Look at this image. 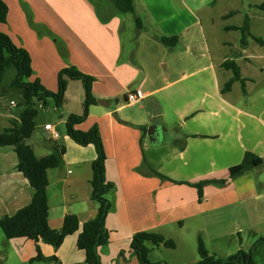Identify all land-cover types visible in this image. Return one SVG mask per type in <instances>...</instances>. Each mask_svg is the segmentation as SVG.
<instances>
[{
  "label": "crops",
  "instance_id": "1",
  "mask_svg": "<svg viewBox=\"0 0 264 264\" xmlns=\"http://www.w3.org/2000/svg\"><path fill=\"white\" fill-rule=\"evenodd\" d=\"M3 1L9 13L0 32L29 52L34 70L30 81L39 79L49 91H57L47 63H38L40 73L35 66V56L45 59L46 48L53 49L47 34L65 43L66 55L74 54L64 68L75 66L95 79L97 103L77 129H99L107 155L106 178L115 186L110 196L114 209L106 220L109 243L98 249L103 264H140L130 247L138 232L158 233L176 242L175 249H153L151 262L182 264L185 255L180 252L179 257L169 258L167 250L185 247L182 231L187 228L193 258L194 246L198 253L199 235L211 226L212 211H245L252 222L264 224V45L249 38L243 46L241 33L228 29L243 26L248 15L251 34L264 41V11L257 5L249 6L255 14L263 12L256 23L246 14L242 24H236L239 11L235 8L214 14L227 0L208 4L201 0H134L135 15L118 12L110 0H76L77 7L71 12L56 9L57 0ZM23 1L31 16L23 14ZM175 36L179 38L175 47L160 41ZM226 61L239 66L246 92L236 81L223 93L233 78L232 71L223 66ZM136 90L145 93V100L128 105L127 94ZM84 99L85 91L74 101L81 109L67 110V114L65 101L61 114L65 130L57 125L46 130L51 124L36 118V130L28 141L39 158L55 147L66 148L62 164L47 174L49 224L56 230L62 228L67 215H76L82 226L98 211L91 185L96 150L76 144L66 132L68 116L83 113ZM147 100L159 104L158 122L164 132L173 129L169 146L161 142L164 134L155 123L152 102L147 105ZM20 114L0 115V120L8 118L10 126L5 130L19 121ZM171 119L173 125L169 126ZM246 152L262 158L263 164L224 188L205 186L202 202L195 187L183 184L228 177L229 169L239 165ZM10 154L16 153L0 152V218L29 205L34 195L29 181L17 170L18 159L9 164ZM79 233L68 236L58 249L39 243L44 257L56 259L31 264H86L85 253L77 247ZM4 245L23 264L37 255L35 242L26 238L6 239ZM156 252L159 256L152 260Z\"/></svg>",
  "mask_w": 264,
  "mask_h": 264
},
{
  "label": "trees",
  "instance_id": "2",
  "mask_svg": "<svg viewBox=\"0 0 264 264\" xmlns=\"http://www.w3.org/2000/svg\"><path fill=\"white\" fill-rule=\"evenodd\" d=\"M110 1L114 8L122 14H136L134 0ZM256 8L264 11V2L257 5ZM8 13L7 4L0 0V25L7 22ZM136 24L138 29L142 28L141 20L138 17H136ZM228 29L241 33L243 46L247 45L249 38L264 45L262 39L256 38L251 34V19L248 15L245 16L243 26L230 27ZM160 41L165 46L175 47L179 38L177 36L161 37ZM223 66L233 73V78L224 86L223 93L229 92L236 81H240L244 88L245 80L241 77L239 66L234 61H226ZM11 68L15 70V77L12 80L11 87L20 92L25 109L20 114L18 122H13L10 128L0 133V148L10 147L14 150L18 159L17 170L29 181L34 190V195L29 205L21 208L12 216L1 217L0 229L8 240L26 238L35 242L37 255L30 263L56 259L44 257L39 243L58 249L68 236L80 232L77 247L85 253L86 264H103L98 249L109 243L110 236L106 227V220L109 213L114 209V203L110 196L114 192L115 186L106 178L107 155L99 129L96 126L89 131L77 129V126L88 118L90 107L97 103V99L93 95L95 79L81 72L75 66H68L58 73L57 91L51 92L43 86L39 79L30 81L34 70L29 52L24 48L18 47L8 35L0 32V83L7 70ZM75 81H80L85 91L83 113L68 116L66 132L76 144L83 147L94 146L96 150V158L92 163L93 176L91 185L92 199L98 204V211L95 218L87 221L82 226L76 215H67L62 228L56 230L49 224L47 198L49 179L47 174L49 169L56 168L62 164L66 148L64 146L55 147L51 154L39 158L28 141L36 130L35 120L39 114L36 105L42 103L45 106L47 100L52 99L57 108H62L69 84ZM244 92H246L245 88ZM142 130H145V127ZM262 164V158L252 152H246L243 161L229 169L228 177L183 184L195 187L198 191L199 201L202 202L204 200L205 186L215 185L224 188L231 180L260 167ZM154 174L162 179L169 180L158 172H154ZM172 182L182 184L176 181ZM262 245H264V237H261L249 251L241 249L226 258H219L207 250L203 237L199 235L197 250L200 259L194 264H253V253ZM130 247L140 264H168L166 262H151L150 254L155 248L175 249L176 242L158 233L138 232L133 236ZM120 255L123 256L124 253L121 252Z\"/></svg>",
  "mask_w": 264,
  "mask_h": 264
},
{
  "label": "rangeland",
  "instance_id": "3",
  "mask_svg": "<svg viewBox=\"0 0 264 264\" xmlns=\"http://www.w3.org/2000/svg\"><path fill=\"white\" fill-rule=\"evenodd\" d=\"M65 1H67V3H65ZM211 1L214 0H201L203 4H208ZM263 1L264 0H227L219 4L214 9V14H219L221 12L229 10L230 8H235L239 11L238 15L234 18V22L236 24H242L243 17L246 14H249L251 17H253L256 23L258 21V18L261 15H263V12L260 11L255 14L253 12L255 10L250 9L249 6L259 5ZM23 2H24L22 9L23 14L25 15V17L31 16L30 13H28L29 9L27 6V2L26 1ZM60 7L62 9H68L69 12L74 11L77 7V1L57 0V3H55V8L58 9ZM47 36H49L53 44V49L51 47L46 48L45 59H44V55H42L40 59H37L35 56V64H36L35 66H36V70L38 69L40 73L38 63L40 61L42 63H47L46 65L49 66L50 71L52 72L51 81L54 82V84H56L58 70H60V68H64L65 64L68 61H70V59L74 60L75 56L74 54L72 56L66 55V48L64 42L57 40L58 39L57 37H51L48 34ZM41 65L42 67L44 66L43 64ZM14 77H15V70L11 68L7 70L2 82L0 83V115L18 116L25 109L23 106L22 97H20V92L11 87V83ZM73 83L74 84H72L73 86L71 88V91L69 92L70 98L67 101L65 100L66 108H63L64 113L66 114L69 112L67 110L74 112L76 110L81 109L80 103H78L77 105L78 107H77L74 101L77 95L84 92V88L80 81H75ZM151 102L152 101L147 100L146 104L150 105ZM13 104H15V106ZM36 108L38 109L39 112L37 117V122H42V123L48 122L51 125H55V126L57 125L58 128L65 130V125L61 123L62 120L61 114L63 113V110L62 108H57L52 99H48L47 104L45 106H43L42 103H38L36 105ZM130 109L132 110L133 108ZM158 116L159 115L155 116V121H156L155 123L161 128V132L164 134L161 137V142L169 146L173 139V134H172L173 129H171L172 131H170V133H165L162 128V125H160L161 123L158 122V120H161V118ZM169 123H170L169 126L173 125L172 119ZM9 126L10 125L8 118L1 119L0 133L4 132L5 128ZM1 151H13V150L10 147H4V148H0V152ZM7 159L9 161V164H12L14 160L17 161V155L13 154L12 156L10 154L7 157ZM252 223L254 224L253 227H252ZM182 232L184 234L185 247L183 248L181 247L180 250L177 251L167 250L166 253H168L167 256L169 258H176L180 256V252H181V254L185 255V257L187 258L185 261L186 263L184 262L182 264H191L190 263L191 261L196 259L199 260L200 257L196 252L194 246V250L192 249V253L194 254V257L190 258L191 248L188 245V243L191 237L189 238L188 236L187 228ZM200 235L203 237V239L205 238L204 239L205 245L210 253L215 254L219 258H226L230 255L235 254L241 249L245 251L251 250L252 247L255 245V243L261 237H264V224H259V225L256 224L255 219L252 222L251 217L247 216L245 211H212L211 226L207 227L206 232L201 233ZM221 235L223 237H221ZM6 239L7 238L0 229V264H23L18 260V258L13 253V251L9 248V246L4 245ZM158 256H159V252H156L152 256V260L153 258H157ZM187 260L190 261L187 262ZM253 264H264V245L260 246L258 249L254 251Z\"/></svg>",
  "mask_w": 264,
  "mask_h": 264
},
{
  "label": "built area",
  "instance_id": "4",
  "mask_svg": "<svg viewBox=\"0 0 264 264\" xmlns=\"http://www.w3.org/2000/svg\"><path fill=\"white\" fill-rule=\"evenodd\" d=\"M146 95L142 90H136L134 92H130L127 94L126 97V103L128 105H135L138 103H141L143 100H145ZM52 125H46L45 129L51 131L52 130Z\"/></svg>",
  "mask_w": 264,
  "mask_h": 264
},
{
  "label": "water",
  "instance_id": "5",
  "mask_svg": "<svg viewBox=\"0 0 264 264\" xmlns=\"http://www.w3.org/2000/svg\"><path fill=\"white\" fill-rule=\"evenodd\" d=\"M99 103L102 105H107V103L104 101H99ZM152 106H153V114L155 116L159 115L161 111H160L159 104L157 103L156 100H152Z\"/></svg>",
  "mask_w": 264,
  "mask_h": 264
}]
</instances>
